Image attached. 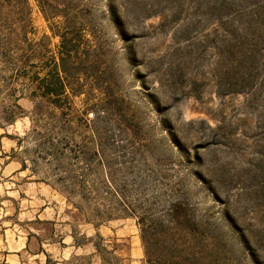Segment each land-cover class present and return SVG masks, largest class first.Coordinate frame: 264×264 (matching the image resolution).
I'll return each mask as SVG.
<instances>
[{"label": "rangeland", "instance_id": "374dc122", "mask_svg": "<svg viewBox=\"0 0 264 264\" xmlns=\"http://www.w3.org/2000/svg\"><path fill=\"white\" fill-rule=\"evenodd\" d=\"M2 1L91 55L71 109L0 75V264H264V0Z\"/></svg>", "mask_w": 264, "mask_h": 264}, {"label": "trees", "instance_id": "16d2710c", "mask_svg": "<svg viewBox=\"0 0 264 264\" xmlns=\"http://www.w3.org/2000/svg\"><path fill=\"white\" fill-rule=\"evenodd\" d=\"M5 3L0 0V61L5 66L0 69V75L8 68L12 69L15 77L26 81V89H30L29 97L32 100L42 98L51 105L59 109H71L70 96H79L87 93V83L74 78V72L79 70L84 62L88 61L89 51L81 53L78 43L68 35H61V44L56 54L49 55V51L42 50L41 43H28L25 34V27H20L21 32L17 34L18 29L7 26ZM14 46L17 55L13 58L10 55V47ZM84 56V58L82 57ZM34 61H37L35 63ZM75 65V66H74ZM94 71L96 82H99L101 76ZM40 74H44L41 76ZM104 86V85H103ZM91 90V89H90ZM70 91V94H68ZM105 94V93H104ZM42 102H37L35 110H41ZM20 106L14 104L6 111V120L12 123L15 119L17 110ZM177 217V216H176ZM178 218V217H177ZM188 249L180 251L187 252ZM148 264H213L212 261L205 259H196L193 255H158L154 256L148 253Z\"/></svg>", "mask_w": 264, "mask_h": 264}]
</instances>
